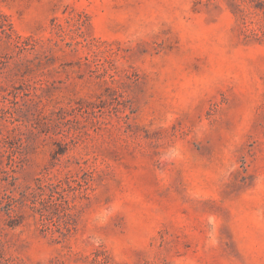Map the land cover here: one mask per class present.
<instances>
[{
    "label": "rangeland",
    "instance_id": "obj_1",
    "mask_svg": "<svg viewBox=\"0 0 264 264\" xmlns=\"http://www.w3.org/2000/svg\"><path fill=\"white\" fill-rule=\"evenodd\" d=\"M0 264H264V0H0Z\"/></svg>",
    "mask_w": 264,
    "mask_h": 264
}]
</instances>
